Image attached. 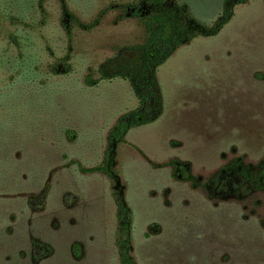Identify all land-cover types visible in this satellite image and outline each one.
Wrapping results in <instances>:
<instances>
[{
	"label": "rangeland",
	"instance_id": "1",
	"mask_svg": "<svg viewBox=\"0 0 264 264\" xmlns=\"http://www.w3.org/2000/svg\"><path fill=\"white\" fill-rule=\"evenodd\" d=\"M175 1L209 29L226 3ZM66 2L0 0V264H121V199L136 264H264V0L158 69L162 108L115 148L119 182L89 171L141 111L102 79L136 60L144 28L121 8L140 2Z\"/></svg>",
	"mask_w": 264,
	"mask_h": 264
},
{
	"label": "trees",
	"instance_id": "2",
	"mask_svg": "<svg viewBox=\"0 0 264 264\" xmlns=\"http://www.w3.org/2000/svg\"><path fill=\"white\" fill-rule=\"evenodd\" d=\"M64 9H67L66 0H59ZM226 0L225 9L215 26L211 29L201 25L192 18L185 6L179 5L175 0H139V4L124 6L121 11L126 16L131 15L138 20L144 28L145 37L142 44L134 46L131 50L136 53V60L130 68L121 70L113 76L103 75V80L123 79L130 82L131 87L141 106L139 113H130L119 119L109 133V151L103 165L91 169L89 172L104 173L119 182V174L115 171V148L125 142L129 131L138 125L148 124L157 116L150 117L149 102H158L163 105L161 85L158 69L164 65L180 48L191 43L200 36H215L232 21L234 6L246 4L249 0ZM145 5L150 8L145 9ZM68 12V11H67ZM77 21L75 16H72ZM100 24L98 19L91 24L92 30ZM85 27V26H84ZM170 32V34H169ZM70 68V67H69ZM89 84L97 82L89 81ZM139 114H141L139 118ZM242 175H245L244 173ZM247 176V175H246ZM264 185V176L251 180ZM118 230L116 233V246L121 264H136L133 255V215L127 203L121 199L118 205Z\"/></svg>",
	"mask_w": 264,
	"mask_h": 264
}]
</instances>
